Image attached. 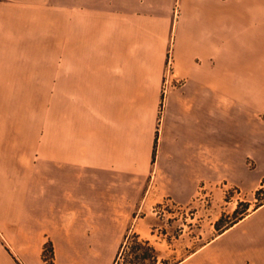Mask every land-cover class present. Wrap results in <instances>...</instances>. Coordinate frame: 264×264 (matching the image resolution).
Returning a JSON list of instances; mask_svg holds the SVG:
<instances>
[{
    "label": "crops",
    "instance_id": "0c3cea01",
    "mask_svg": "<svg viewBox=\"0 0 264 264\" xmlns=\"http://www.w3.org/2000/svg\"><path fill=\"white\" fill-rule=\"evenodd\" d=\"M235 12L232 0H0V111L16 128L0 135V264H47L48 243L65 264L68 235H9L41 162L61 212L79 207L90 173L151 176L155 204L188 207L222 185L250 203L264 182V29ZM170 49L183 83L164 98ZM134 234L157 262L264 264V206L187 260L184 235Z\"/></svg>",
    "mask_w": 264,
    "mask_h": 264
},
{
    "label": "rangeland",
    "instance_id": "374dc122",
    "mask_svg": "<svg viewBox=\"0 0 264 264\" xmlns=\"http://www.w3.org/2000/svg\"><path fill=\"white\" fill-rule=\"evenodd\" d=\"M74 1L98 7L102 1L110 0ZM237 1L232 0L234 12L236 11L234 24L252 30L264 29V0ZM170 59L172 65L168 66ZM179 80L175 77L174 58L170 49L162 87L164 98L170 89L181 86L177 83ZM7 118L8 113L0 111V124L2 121L3 125V128L0 127V135L6 131H13L15 135L16 128L6 126ZM35 163L38 164L36 161ZM33 170L35 175L30 174L25 179L24 226L22 228L20 225L18 228L16 223L10 224L9 235H41L42 242L51 235H68L71 247L64 253L65 264H116L119 257L118 264H151L149 260L141 263L139 258L144 254L156 255V252H149L147 247L136 250L134 240L122 251L126 239L137 236L134 231L144 234L151 224L158 226L159 233L184 235V251L179 255V260H187L191 254L258 210L260 204H264V182L258 190H262V194L258 196L256 191L253 196H249L250 203L246 202L248 198L241 195L239 190L222 185L217 187V197L206 196V192H202L192 205L178 207L167 202L155 204L150 193L151 176L96 178L90 173V181L79 195L81 201L76 200L80 202L79 207L61 212L62 206H56L55 200H50L48 164L41 162ZM68 197L72 202L70 193ZM230 202L236 205L228 204ZM55 209L59 216H67L69 222H58L61 218L56 217ZM236 210L238 215L235 214ZM77 219L79 221L73 222ZM44 259L47 264H55L51 243L45 245ZM176 259L175 254L167 255L156 264H176Z\"/></svg>",
    "mask_w": 264,
    "mask_h": 264
},
{
    "label": "trees",
    "instance_id": "16d2710c",
    "mask_svg": "<svg viewBox=\"0 0 264 264\" xmlns=\"http://www.w3.org/2000/svg\"><path fill=\"white\" fill-rule=\"evenodd\" d=\"M261 194H262V190L258 191L257 195L260 196ZM262 206H264L263 203L260 204L258 207L260 208V207H262ZM248 209H249V207H248L246 210H248ZM238 210H239V209H238ZM238 210H236V212H235L236 215H238ZM133 240H134V241H133ZM130 241H131V242H132V241L135 242L134 244L136 245V250L144 249L145 247H147L149 252H151V253H155L154 249H152V248L149 246V243H147V242H145V241H139V238H138L137 236H134L133 238L128 237V238L126 239L125 245H123V247H122V251H123L126 247H128V245L131 244ZM120 256H121V254H120ZM119 258H120V257H119ZM119 258L116 260V264H118ZM147 260H149V261L151 262V264H156V262H157V257H156V255H154V254L151 255V256L148 255V254H144L142 257L139 258V261H140L141 263H143V262H145V261H147Z\"/></svg>",
    "mask_w": 264,
    "mask_h": 264
},
{
    "label": "built area",
    "instance_id": "2783aa9c",
    "mask_svg": "<svg viewBox=\"0 0 264 264\" xmlns=\"http://www.w3.org/2000/svg\"><path fill=\"white\" fill-rule=\"evenodd\" d=\"M172 65V59H170V61L168 62V66ZM177 83H180L182 85L183 81L179 80ZM168 81H166L165 85L167 86ZM164 94H166V88L164 87Z\"/></svg>",
    "mask_w": 264,
    "mask_h": 264
}]
</instances>
